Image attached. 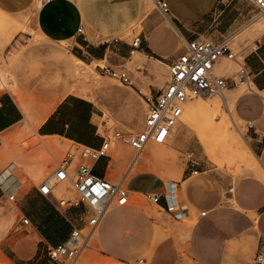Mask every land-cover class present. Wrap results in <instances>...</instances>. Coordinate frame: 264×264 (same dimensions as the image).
<instances>
[{
    "label": "rangeland",
    "instance_id": "1",
    "mask_svg": "<svg viewBox=\"0 0 264 264\" xmlns=\"http://www.w3.org/2000/svg\"><path fill=\"white\" fill-rule=\"evenodd\" d=\"M37 2L39 4L40 0ZM153 8H156L155 2ZM249 28H251L250 31ZM254 29H257V33L264 35V24L258 21L256 13L252 12L250 21L235 27L225 37L230 41V46L236 54V61L222 60L215 70L217 76L235 79L239 85H242L237 75L242 68H246L244 59L248 56L249 51H246L245 47L250 44L254 45L257 40L256 37L249 35V32ZM18 32H22L23 36L13 42V37ZM140 33L141 27L136 25L119 39L132 45ZM67 45V43L42 40L31 29L27 17L19 19L0 11V72L3 74L0 78V95L13 92L17 98L21 96H18L15 88L17 91L23 92L25 94L23 102L31 108L33 114L28 120L0 134V175L12 170L14 177L18 179V185L23 184L24 188H27L40 186L42 182L50 180L69 153L74 154L76 166L80 162L82 146L59 139L55 141L59 150L51 151L44 146L46 139L37 135L38 121L44 113L68 93L74 92L81 97L95 101L103 86L113 85L128 88L134 93L139 92V96H136L139 99V105H133L127 116L129 126H124L109 111H105L106 118L104 117L99 122V134L103 137H111L115 142L110 146V156L101 161L98 169L102 172L107 169V178L112 183H123L124 186L135 191L147 190L157 183H163L162 187L168 183L181 184L185 175L189 171L192 173L193 170H197L199 174L192 175V179L183 183V187L186 188L191 181H199L205 186L206 180L215 179L222 194L219 206L242 213L246 212V217L252 223L251 227L243 231L239 238L228 242L220 264H259L257 260L259 256L258 242L254 234L256 232L258 235L259 229L256 221L259 216L254 215L248 209L249 194L247 195V190L251 185L255 187L252 190L254 196L258 197L264 194V154L256 155L257 160L253 158V161L250 154L246 159H242L231 137L224 133L222 122L223 118L227 117L231 126L230 132L238 133L240 131L243 143L253 152L248 124L233 119L229 108L222 102L228 92L224 96H207V100L201 97L193 98L184 106L185 112L189 105L198 102H222V111L217 120L218 132H210V127L202 116H198L189 127L183 124L182 116L173 133L174 137L169 139L168 144L166 143L174 149L171 159L169 158L167 162L169 165L174 162L176 170L169 173L163 165L153 163L146 166L143 172L146 177L132 180L137 175V172L134 173L133 170L136 152L127 144L115 139L114 135L116 132L136 135L141 131L147 110L146 97H154L165 87L169 80L168 65H164L158 59L156 61L144 58L145 68L135 69L130 64L133 54L129 63L125 60L119 67H114V69L123 68L130 74L134 87H126L119 80L95 70L84 62V64H80L79 59L72 56ZM100 64L109 66L107 63ZM108 99L121 100L122 96H108ZM6 138L7 141H4ZM50 181L58 199L74 202L78 200L79 196L71 181L57 182L54 179ZM14 195L15 198L20 199L19 193ZM136 198L143 206L142 209H139L141 217L137 216L136 212H127L117 222L118 228L123 227L120 230H123L125 234L124 244L117 243L120 237L117 234L118 228L105 238L101 237L102 221L93 234L96 235V238L92 236L89 242L83 246L80 255L70 260L68 264H143V261L146 260L149 264L154 245L168 236L169 229L173 225L196 227L201 223V213L207 211L187 204L189 214L185 215L181 222H176L173 217L166 214L144 194L141 197L131 195L127 206L119 207L113 204L112 208H134L133 210H136L133 204ZM178 198L181 202L180 193H178ZM79 210V214L90 217L89 206L82 205ZM24 218L15 202L9 199V194L0 199V264H13L3 256L2 247L4 244L11 243L16 251L18 250L22 254L35 249V241L31 237L25 236L26 232L31 231V227L22 226ZM89 229L87 227L83 231L84 236L89 234ZM181 237L184 241L190 240L191 233L184 232ZM262 256L264 257V252ZM190 263L193 264L192 261Z\"/></svg>",
    "mask_w": 264,
    "mask_h": 264
},
{
    "label": "crops",
    "instance_id": "2",
    "mask_svg": "<svg viewBox=\"0 0 264 264\" xmlns=\"http://www.w3.org/2000/svg\"><path fill=\"white\" fill-rule=\"evenodd\" d=\"M155 1L40 0L38 5L37 0H0V11L19 19L27 17L31 29L42 40L67 43L72 56L103 74H106L104 68L107 66L100 63L114 68L125 60L128 63L131 61L133 48L119 37L136 25H140L141 33L136 38L140 46L135 52L141 53L144 58L160 60L167 66L185 52L187 42L197 38L222 41L235 27L250 21L252 12L256 13L252 0H234L225 10L219 9L218 0H164L170 7L167 17L157 6L151 8ZM22 36V32L15 33L13 42ZM256 38L254 45L245 47L249 51L244 59L249 77L245 82L248 91L236 99L234 107L238 118L248 124L255 156L264 154V35ZM238 88L239 84L231 81L230 90L236 91ZM15 92L24 99L23 92L16 88ZM16 96L13 92L0 95V134L33 116L29 106L30 113L26 115ZM97 96L93 101L74 92L66 94L42 115L36 126L37 135L43 139L59 138L81 146L100 148L103 136L99 134V122L106 117L105 111H109L124 126H129L127 116L133 105H139L136 97L139 92L107 85L101 88ZM108 96H122V99L115 101L108 99ZM101 161L95 165L96 172H101L98 169ZM190 172L181 184H176L184 214L174 218L164 210L163 205L158 206L176 222H181L189 214L187 204L206 209L207 214L202 216L199 225L190 229L173 225L168 236L154 245L149 264H191L190 261L193 264H220L228 242L239 238L243 231L251 227L246 212L219 206L222 194L215 179L206 180L205 186L199 181H191L186 188L183 187V183L192 179ZM140 177H146V174L139 173L132 180ZM168 184L162 187L163 183H157L144 191L130 190L133 197L153 192L164 194ZM253 189L255 187L250 185L247 190L248 209L259 216L256 221L258 235L256 232L254 234L260 256L264 252V194L256 197L252 194ZM15 193L20 195L15 202L17 209L30 220L31 231L26 232L25 236L31 237L36 247L31 249L29 255L16 251L11 243H7L2 247L3 256L13 264H53L47 248L68 242L74 228H86V223L80 220V207L65 212L53 204L51 197L43 196L39 186L24 188L23 184L18 185V179L12 177L11 171L1 174L0 199L6 194ZM133 204L136 210L112 208L108 211L100 230L102 238L118 228L117 222L127 212H136L137 216L141 213L139 209L143 206L138 198ZM120 228L117 243L124 244L125 234ZM184 232L191 233L190 240H182ZM147 263V260L143 261V264Z\"/></svg>",
    "mask_w": 264,
    "mask_h": 264
},
{
    "label": "built area",
    "instance_id": "3",
    "mask_svg": "<svg viewBox=\"0 0 264 264\" xmlns=\"http://www.w3.org/2000/svg\"><path fill=\"white\" fill-rule=\"evenodd\" d=\"M234 0H218L220 10L228 8ZM256 9V18L264 24V0H252ZM156 6L165 16H169L170 7L164 0H156ZM82 28L80 33H82ZM132 54L140 46L139 39H135L131 45ZM222 60L236 61L230 41L224 39L216 42L210 39H193L186 43V50L169 64V80L165 87L154 97L147 98V110L144 125L136 135L116 132L114 137L130 146L136 154H141L150 143H166L174 128L183 116L185 104L193 98L207 97L223 93L230 88L231 81L238 85L235 79L217 76L215 70ZM107 75L119 80L126 87H134L130 74L123 68L114 69L109 66L104 68ZM237 78L239 82L248 80L246 68H242ZM111 137H103L100 148L82 146L80 150V162L75 166V156L69 153L58 166L50 180L57 182L71 181L79 198L77 201L58 199L54 194V187L50 180L44 181L39 186L43 196L51 197L53 204L68 212L80 206H89L90 217L81 214L80 220L86 223L89 234L84 236L82 229L74 228L71 239L68 242L47 248V254L53 264H68L77 258L83 246L92 238L97 228L102 223L108 210L113 204L124 207L129 204L132 192L123 183L114 184L107 178V169L96 172L95 165L108 158ZM194 167V165H192ZM199 173L193 170L192 174ZM177 183H169L164 194L148 193L146 196L155 204L163 205L164 210L174 218H180L183 214V205L179 201ZM232 191V190H231ZM9 199L16 202L14 194ZM206 211L201 213L202 216ZM29 226L30 220L24 218L22 226ZM259 264L264 263L262 255L257 258Z\"/></svg>",
    "mask_w": 264,
    "mask_h": 264
},
{
    "label": "bare ground",
    "instance_id": "4",
    "mask_svg": "<svg viewBox=\"0 0 264 264\" xmlns=\"http://www.w3.org/2000/svg\"><path fill=\"white\" fill-rule=\"evenodd\" d=\"M40 3L38 5H40ZM151 8H153V7H151ZM256 30L257 29L251 30V32H249V34L252 37H258L260 34L257 33ZM133 54H134L133 59L130 62L131 66L133 68L139 69V70L140 69H144L145 68L144 67L145 63L142 61V59L144 58L143 55L141 53H138V52H135V51L133 52ZM74 58H76V57H74ZM79 63L80 64H84L80 60H79ZM2 75L3 74L0 72V78L2 77ZM245 82H247V80L246 81L244 80V81L240 82V84H242V85H239V88L236 91H232L229 88L223 94H216V95L224 96L226 94V92H228L227 96L224 98V100L222 102L225 104V106H227L229 108L230 115L235 120H237V119L240 120L237 117L236 113H235V109H234L235 103H236L235 101H237L236 99L242 93H244V92H246L248 90V84L245 83ZM201 98H203L204 100H207L206 96L205 97L203 96ZM17 100H18L17 102L20 103L21 107L24 109V112L26 113V115L29 116L30 111H29V108L26 106V104L23 102L24 99L22 97H17ZM222 102H220V101L212 102V103H210V102H207V103L198 102V103L189 105L187 107V109H185V112H184V115H183V124L186 125L187 127H189V126H191L192 122L198 116H202V118L206 119V121H207V123H208V125L210 127V132H212V133L218 132L217 128H218L219 125L217 124V120L219 119L218 115L222 111V106H223ZM222 124H224V129H223L224 133L227 134L226 136L229 135L231 137L232 142L234 143V146L237 147V150H238L239 154L241 155L242 159H244V158L246 159L247 155H249V154H250V156H252V161H253V158L256 159L255 154L249 148H247L245 146V144L243 143L241 135L239 134L240 131L238 133L236 131L230 132L231 126H230L229 119L227 117L223 118ZM176 127L174 128V130H173V132H172V134H171V136L169 138L170 140L174 137L173 133L176 130ZM234 129H235V127H234ZM56 140H59V138L46 139V141L44 143V146L49 148L51 151H58L59 147H58L57 143L55 142ZM170 140H168L166 143L168 144ZM4 141H7V138L4 139ZM113 142H115V140L112 139V143ZM166 143H164V144H156V143L153 144V143H150L141 154H138V155L136 154V157H135V160H134V164L135 165L133 166V170L135 171L134 173H136V172H137V174L138 173H143L144 170L146 169V166H149V165H151L153 163H158V165L161 164V166L163 165L165 170L168 171L169 173H172L174 170H176V166H175L174 162H172V164H170V165L167 162L169 158L171 159L172 154L174 152L173 151L174 149L171 148L169 145H166ZM249 159H251V158L249 157ZM172 160H174V159H172ZM247 163H249V162L247 161ZM251 164H252V162H251ZM11 174H12V177H14L12 170H11ZM151 174H153V173H151ZM197 174H199V173H197ZM111 209H112V207L109 210H111ZM191 227L192 226H190V227L186 226L187 229H190Z\"/></svg>",
    "mask_w": 264,
    "mask_h": 264
}]
</instances>
